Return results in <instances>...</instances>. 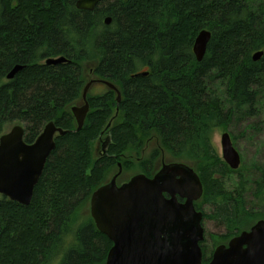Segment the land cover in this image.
<instances>
[{
  "label": "trees",
  "instance_id": "16d2710c",
  "mask_svg": "<svg viewBox=\"0 0 264 264\" xmlns=\"http://www.w3.org/2000/svg\"><path fill=\"white\" fill-rule=\"evenodd\" d=\"M76 2L0 0V137L16 124L27 143L50 121L68 130L55 137L31 204L0 195V264L104 263L113 243L86 211L91 196L118 163L151 176L160 147L192 163L204 189L197 205L208 203L207 217L227 231L219 239L264 219V174L254 181L240 174L226 187L235 170L213 142L235 114H251L264 89V55L253 59L264 50V0H104L93 11ZM202 29L212 38L198 62L193 44ZM61 56L68 61L46 64ZM19 64L24 69L7 79ZM93 77L118 85L122 100L111 91L88 95L77 131L71 108ZM104 133L110 147L95 158ZM154 137L159 147L137 162ZM248 182L257 203L250 208Z\"/></svg>",
  "mask_w": 264,
  "mask_h": 264
},
{
  "label": "water",
  "instance_id": "95a60500",
  "mask_svg": "<svg viewBox=\"0 0 264 264\" xmlns=\"http://www.w3.org/2000/svg\"><path fill=\"white\" fill-rule=\"evenodd\" d=\"M102 1L77 0L76 7L93 11ZM111 23L112 17H106L105 24ZM211 38L212 32L207 29L197 34L193 52L198 62L203 60ZM263 55L264 50H260L253 59L259 61ZM66 61L61 56L48 58L46 64ZM22 69L24 65H16L7 79H13ZM147 74L144 71L134 76ZM93 82L84 88V103L72 107L77 131L83 128L90 111L87 95ZM103 82L117 90L110 81ZM118 93L119 103L121 93ZM67 132L50 121L33 143L25 142V128L20 124L4 133L0 137V195L22 205L31 204L34 189L56 147L55 137ZM221 145L224 161L233 170L239 169L241 155L229 132L222 134ZM119 174L97 188L90 200L91 216L98 230L113 243L102 264H203L204 214L195 207L203 195V184L194 168L174 162L165 165L152 178L138 174L121 185L117 183ZM178 175L185 182L178 180ZM165 192L171 197L167 198ZM177 194L187 197L186 202L179 203ZM207 264H264V219L231 238L228 246L219 245Z\"/></svg>",
  "mask_w": 264,
  "mask_h": 264
},
{
  "label": "rangeland",
  "instance_id": "374dc122",
  "mask_svg": "<svg viewBox=\"0 0 264 264\" xmlns=\"http://www.w3.org/2000/svg\"><path fill=\"white\" fill-rule=\"evenodd\" d=\"M96 88V87H95ZM96 91L97 88H96ZM259 101L254 105L253 111L251 114H235L232 121L227 127L218 129L213 138L215 147L217 148L218 154L222 157V145L221 138L224 132H229L233 143L241 155V166L237 171L231 172L228 175H225L226 187L232 189L235 187L237 181L240 179V174L248 178L250 181H254L257 177L264 174V89L261 90L259 96ZM14 126V125H13ZM12 126L8 127L5 132L10 131ZM148 148L147 151L151 152L154 148L159 147V141L157 138H152L147 142ZM100 147L99 142L95 143V158H98L99 152L98 148ZM164 152V158L167 161H178L175 160L165 149H161ZM233 170V169H232ZM238 170H240L238 172ZM118 168L114 170L117 172ZM138 168H135L130 173L131 175L138 173ZM114 173L108 175L107 180L111 179V176ZM130 174L125 173L122 177L119 178V183L121 180L128 179ZM247 180V179H246ZM250 189L247 192V202L249 203V208L257 206L256 199L252 196L253 191V182H248ZM245 195V197H246ZM259 207V205H258ZM257 210V209H255ZM86 211L90 213V203L87 206ZM210 209H207L206 212H210ZM91 214V213H90ZM205 227V239L203 241V246L205 248L206 256L204 259L211 257V254L216 246L224 242V239H219L218 236L225 234L227 231L224 226L218 224L215 220L206 218L203 220ZM252 227V226H251ZM250 229V228H249ZM248 229V230H249ZM210 235H215L218 238V243H214ZM231 239V238H230Z\"/></svg>",
  "mask_w": 264,
  "mask_h": 264
},
{
  "label": "flooded vegetation",
  "instance_id": "af4514ba",
  "mask_svg": "<svg viewBox=\"0 0 264 264\" xmlns=\"http://www.w3.org/2000/svg\"><path fill=\"white\" fill-rule=\"evenodd\" d=\"M103 80H106V79H104V78H96V77H93V78H91V80L90 81H94L93 82V84L91 85V87H90V89H89V92H88V95H94V96H97V97H103V96H105V94H109L110 93V91L111 92H114V94H115V96H116V101H117V98H118V96H119V93H118V91L121 93V100H122V89L118 86V85H116V84H114L115 86H116V88H117V90H115V89H112V88H110L106 83H104L103 82ZM87 85V84H86ZM97 88V90L98 91H96V88ZM85 88V87H84ZM84 91V90H83ZM88 95H87V101H88ZM84 103V100H83V94H82V98L76 103V104H74V106L75 105H82ZM88 103H89V101H88ZM89 105H90V103H89ZM71 111H72V108H71ZM118 111V110H117ZM58 135V134H57ZM56 135V136H57ZM99 142V145H100V147L98 148V152H99V156L98 157H103V156H105L106 154H107V152H108V149H109V147H110V144H111V136L109 135V134H107V133H104V134H102L100 137H99V139L97 140V143ZM147 148H148V145L146 144V146H145V148H144V150L142 151V155H141V157H136L135 156V159H136V161L137 162H141L142 160H144L145 158H147V156L151 153V152H149V151H147ZM162 148L160 147L159 148V150H160V152H161V156L158 158V160H157V163H156V165H155V172H153L152 173V175L151 176H149L148 174H147V172H144V171H142V170H139V172L138 173H136V174H133V175H131V170L130 169H124L123 168V166H122V164L121 163H118V171L117 172H113L114 174L111 176V179L110 180H105V182H110L111 180H112V178L116 175V174H118L119 172H120V174L118 175V177H117V183L119 184V185H121V184H123V183H125V182H128L132 177H134V176H136V175H138V174H145L147 177H149V178H152V177H154L165 165H167V164H170V163H174V162H176V163H184V164H186V165H188L190 168H192V163L191 162H183V161H172V162H170V161H167V160H165V158H164V151L163 150H161ZM145 169H146V171H148V168H147V162L145 163ZM125 173H129L130 174V176H128L129 178L128 179H125V180H121V183H119V178L120 177H122L123 176V174H125ZM177 179L178 180H182V181H184L185 182V179H184V177L183 176H181V175H178L177 176ZM201 179V178H200ZM202 181V180H201ZM203 184V183H202ZM164 195L167 197V198H170L171 197V195L169 194V193H167V192H165L164 193ZM1 196H4V195H1ZM6 197V196H5ZM176 199H177V201L179 202V203H185L186 202V200H187V197H185V196H182V195H180V194H177L176 195ZM203 199V196L201 197V199L200 200H198V201H196L195 202V207H196V209L198 210V211H202L203 212V214H204V216H203V220L204 219H206V218H208L207 217V213L208 212H206V210L207 209H210V205L208 204V203H203L202 205H201V207L200 206H198L197 205V203H199V202H201V200ZM202 223H203V221H202ZM203 226H204V224H203ZM205 228V227H204ZM222 244H224V245H226V246H228L229 245V241L227 242V243H222ZM222 244H219V245H222ZM201 247H202V251H203V255H204V253H205V248H204V246H203V242H201ZM218 245V246H219ZM218 246H216L215 247V249L218 247ZM215 249L213 250V252H212V254H211V257L209 258V260L207 261V263L212 259V256H213V254H214V251H215ZM207 263H204V264H207Z\"/></svg>",
  "mask_w": 264,
  "mask_h": 264
},
{
  "label": "bare ground",
  "instance_id": "6f19581e",
  "mask_svg": "<svg viewBox=\"0 0 264 264\" xmlns=\"http://www.w3.org/2000/svg\"><path fill=\"white\" fill-rule=\"evenodd\" d=\"M56 109V108H55ZM65 238V237H64Z\"/></svg>",
  "mask_w": 264,
  "mask_h": 264
}]
</instances>
